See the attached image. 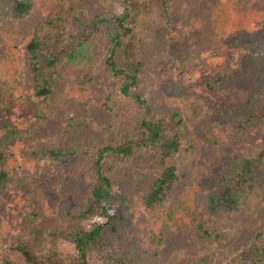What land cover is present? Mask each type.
Returning a JSON list of instances; mask_svg holds the SVG:
<instances>
[{"label":"rangeland","instance_id":"obj_1","mask_svg":"<svg viewBox=\"0 0 264 264\" xmlns=\"http://www.w3.org/2000/svg\"><path fill=\"white\" fill-rule=\"evenodd\" d=\"M32 1V13L11 29L17 38L0 29L1 44L21 43L14 49V62L9 54L0 59V76L14 75L21 95L14 104L0 105V150L8 154L0 170L7 166L12 178L0 185V263L16 243L36 247L55 243L57 251L70 259L76 249L64 238L66 231L106 222L130 186L135 201L126 211L128 221L115 233L104 231L106 248L93 254L92 264H115L108 253L130 264H241L242 259L254 264L247 253L252 250L251 235L264 222L258 191L264 189V162L259 164L263 179H250L258 186L245 204L214 211L211 195L224 188L227 177L238 175L239 161L264 151V0H176L169 14L157 8L144 19L159 38L147 36L145 55L152 74L137 92L154 116L180 112L173 121L183 135L175 154L180 181L166 205L149 208L145 176L158 165L154 151H142L130 168L114 159L112 196L105 211L96 210L87 218L79 213L90 198L95 176L84 151L113 136L115 115L103 106L107 76L86 65L75 70L62 67L64 89L46 108L44 118L34 123L32 117L43 105L33 97L26 50L31 34L25 38L20 27L30 32L55 14L80 25L103 9L121 13L122 1ZM182 59L185 62L179 63ZM125 103L133 110L141 106L134 98ZM8 127L20 134L9 138ZM70 139L83 145V157L57 163L46 159L47 147L72 145ZM178 195L175 205L180 211L168 221ZM185 210L198 216L186 215Z\"/></svg>","mask_w":264,"mask_h":264},{"label":"trees","instance_id":"obj_2","mask_svg":"<svg viewBox=\"0 0 264 264\" xmlns=\"http://www.w3.org/2000/svg\"><path fill=\"white\" fill-rule=\"evenodd\" d=\"M121 1L123 6L121 13L103 9L90 20L82 21L80 25L55 14L30 32L27 27H20L21 35H25V38L29 33L31 34L26 50L33 81V97L39 99L43 105L38 106L37 112L32 117L34 123L44 118L46 108L52 106V101L60 90L64 89V83L60 80L62 77L64 79V75H61L62 67L68 66L71 70H75L81 65H86L95 69L96 73L107 76L105 93L107 95L103 106L106 111L115 115V121L110 128L113 136L94 144L90 149L92 151L89 149L84 151L83 145L79 143L83 141L77 138L79 142L70 139L72 145L64 143L47 147L45 152V155H48L46 159L52 163L64 158L83 157L81 151H84V156H89L95 182L90 198L84 200L79 213L83 218L93 215L96 210L100 213L105 211L113 192L110 162L114 159L121 160L122 167L130 168L128 166L133 165L132 162L139 158L142 151H154L152 158L158 165L145 176L147 178L145 205L149 208L166 205L180 181L175 154L180 151L183 135L176 131V123H173L174 115L180 117V112L176 111L169 117L154 116L151 107L145 105L141 94L137 92L142 81L152 74L150 61L145 55L147 36L159 38L153 30L146 27L144 19L157 8L169 14L170 5L176 0ZM33 8L32 0H0V29L5 30L2 33L17 38L15 33L11 32L12 27L26 19ZM19 46L21 43H0V59L9 54V58L14 62V49ZM99 51L103 53L102 57L98 56ZM183 62H185L183 59L179 61V63ZM68 72L72 73L70 70ZM73 77L72 74L71 78ZM14 78L12 74L7 77L0 76V105L14 104L21 98L15 89ZM131 98L141 105L138 110L126 105L125 101L127 99L131 101ZM7 134L9 138H13L20 134V131L8 127ZM7 159L8 154L0 150V164L4 165ZM261 162H264V151L251 154L239 161L241 167L238 175L227 177L224 188L211 195L212 209L216 211L217 208L222 207L233 210L240 204H245L254 186H258L256 181L249 182L250 179L255 177L260 181L263 179V168L259 167ZM131 169L133 170L132 167ZM8 174L7 166L1 168L0 185L12 180ZM128 175L131 179L129 185L132 186L134 177L131 176L135 173L131 172ZM258 191L259 207L264 212V189ZM180 197L178 195L171 205L166 216L168 221L172 219V215H177L176 212L180 211L175 205ZM119 200V208L108 216L106 222L95 223L89 228L77 227L66 231L64 238L74 244L76 249V254L70 259H67L64 253L57 251L55 243L47 247L16 243L10 245L11 251L5 255L0 264H92L93 254L99 249L106 248L104 231L108 229L115 233L121 223L128 221L126 211L135 201L132 187L123 190ZM184 214H191V211L185 210ZM190 216L198 215L194 212ZM203 225H200V229L203 227L204 232L211 236ZM250 242L252 250L247 253L249 262L254 260V264H258L264 260V222L251 235ZM107 258L112 259L115 264H130L127 259H116L112 253H108ZM245 262L242 259L241 264ZM148 263L150 262L146 264Z\"/></svg>","mask_w":264,"mask_h":264}]
</instances>
